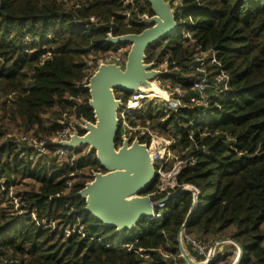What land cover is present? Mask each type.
<instances>
[{
  "label": "trees",
  "instance_id": "obj_1",
  "mask_svg": "<svg viewBox=\"0 0 264 264\" xmlns=\"http://www.w3.org/2000/svg\"><path fill=\"white\" fill-rule=\"evenodd\" d=\"M172 6L177 31L150 46L146 55L157 66L169 61L170 76L164 80L186 90L185 107L167 115L151 102L128 115L127 123L149 125L172 138V150L183 161L178 184L193 186L200 195L184 234L205 241L228 238L243 250L238 264H264V0H177ZM143 15H153L149 0H0V139L11 124L26 134L55 137L72 119L94 122L84 88L92 76L85 59L130 48L105 40L109 33H141L148 27ZM210 50L220 65L208 67L207 105L193 106L197 76H185L191 74L188 64ZM222 76L227 79L220 84ZM130 95L116 90L123 103ZM62 119L65 125L58 122ZM119 119L121 146L120 112ZM137 135L132 140L149 143V137ZM87 150L82 146L73 152L77 159L67 161L50 149L31 159L30 148L0 147L5 187H0V264H187L180 256L179 235L193 209L192 192L170 199L163 219L145 220L117 234L87 213L77 196L93 177L82 171H103ZM19 177L38 184L18 194L24 217L9 198ZM155 187L156 180L144 195ZM52 223L75 232H54ZM226 247L236 251L234 245ZM230 256L211 264L229 263Z\"/></svg>",
  "mask_w": 264,
  "mask_h": 264
},
{
  "label": "water",
  "instance_id": "obj_2",
  "mask_svg": "<svg viewBox=\"0 0 264 264\" xmlns=\"http://www.w3.org/2000/svg\"><path fill=\"white\" fill-rule=\"evenodd\" d=\"M149 3L153 15L142 16L147 28L139 34L114 36L109 33L105 40L111 46L130 45V48L125 64H100L84 86L90 96L89 107L93 110L94 122L81 119L69 140L57 143L71 150L84 146L88 148L87 155L95 154L104 173H96L77 196L85 201L87 213L103 226L115 229L117 234L133 231L145 220H154L156 207L144 192L158 176L157 165L149 154L148 144L141 143L138 138L133 141L126 138L121 146L118 145L122 101L116 97V90L131 94L154 91L157 89L154 81L163 74L155 68V62H147L146 53L150 46L177 31L176 10L170 0H149ZM198 199L194 200L187 220L193 217ZM180 236L181 233L182 257L188 264H195ZM242 253L241 249L240 257Z\"/></svg>",
  "mask_w": 264,
  "mask_h": 264
},
{
  "label": "built area",
  "instance_id": "obj_3",
  "mask_svg": "<svg viewBox=\"0 0 264 264\" xmlns=\"http://www.w3.org/2000/svg\"><path fill=\"white\" fill-rule=\"evenodd\" d=\"M170 1L172 3H173V1L177 2V0H170ZM125 2H126V4H128V3L134 4V0H125ZM180 13H181V11H180ZM141 20H142V17H141ZM142 21L144 22V20H142ZM128 51H129V48H121L117 52H109L105 57L102 58V60L100 61V64L109 63V62H116L118 64H125ZM219 65H220V63L217 60L216 52L213 50H210L208 52H204L201 54H196L193 57V60L188 64V71L191 72L190 75L192 76V74L193 75L195 74L197 76L196 79H192L191 92L194 93V96L191 97L190 102L192 103L193 106H195V105H205L206 106L207 105L208 97L206 96L205 92H206V89L210 86L209 85L210 72L208 71V67L219 66ZM159 66H162L163 68H165L167 70H164V72L162 71L163 72L162 76L157 78L154 81V84L158 87L160 92L163 93L164 97H156L153 94H151L150 92L149 93L148 92L132 93L125 103L122 102V105L120 106V109H119L120 116H121L122 129H124L125 127L130 129V127L127 123V119H126L128 115L138 114V113L142 112L144 110V107L146 104H149L151 102L154 103L155 100H160L161 105H159V104L158 105L160 106L161 110L167 115L171 114V113H176L185 107L184 99H185L186 94H187L186 90H184L181 86L174 85L173 82L168 80V79H167V81L164 80L165 77L170 76V73H169L170 63H169V61L166 60L162 64H160ZM155 67H158V66L155 64ZM224 78H226V77L225 76H222V78L219 77L218 81L220 84L223 82ZM165 82H168V85L174 90L168 91L166 89H163L162 87L165 86ZM226 86H227V84H225V88L227 90L228 88ZM161 89H163V90H161ZM224 94H222V96ZM217 96H218V94H217ZM205 116H206L205 113L202 114V117H205ZM202 117H200V118H202ZM62 121L65 122L64 119ZM78 124H79V121L76 122V124L72 123L70 125H66L65 129H63L61 132L57 133L58 134L57 138L52 140L51 143H48V144L47 143L45 144V142H39L38 143L36 140L29 138V137H24L22 139V142L28 143L31 145V147H29V148L33 152V154H35V156L36 155L44 156L48 153V150L50 149V150L54 151L59 156L68 155V157H69V156H72V153L75 150L62 148V147L58 146L57 143L61 142V141L69 140V138L73 134V128L78 129V127H77ZM62 125H65V124L62 123ZM124 139L125 138L123 137V140ZM148 149H149V154H150L154 164L157 165V173L159 174L160 164H165V163H168L169 161H171V158H170L172 155L171 150L167 147V148L163 149V151H161V152L154 153L153 149L150 147V145H149ZM180 162L183 163V161H181V160H180ZM181 169H182V167L177 169V171L175 173L169 174V176L174 175V186L173 187L167 188L164 191L161 190V188H158L155 190V192L153 194H162L164 192L165 193L168 192V194H170V193L172 194V193L178 192L176 194L179 195L180 193H182L184 191H191L193 196H194V200L197 197H199L200 196L199 191L196 188H194L193 186H180L178 184L179 183L178 182V175L181 172ZM0 181H2V180H0ZM0 187L5 190L4 184H0ZM176 188H180L181 190L177 191V190H175ZM169 190H175V191L169 192ZM193 190H195V191H193ZM160 191H163V192H160ZM10 197H11V199H14L13 196H10ZM167 199H169V198L167 197L166 200L163 202L158 201L157 204L156 203L154 204L152 202L156 206L154 216H153L154 220L163 219L164 211L167 209V207L169 205V201H167ZM15 204H16L15 209H17L18 212L21 213L22 211L19 209V204H18L17 200H15ZM193 206H194V204H193ZM32 217H35V216L32 215ZM190 220L186 219V222L182 226L183 230L180 232L181 233L180 239H181V242L183 243V246L184 245L189 246L191 248L192 252H194L196 255L201 256L203 258V261H201V262L194 261L195 264H211V263L215 262L220 256H225L228 254H234L235 251L233 249L227 248L226 245H234L236 250H238V249L240 250V247H238L233 241H219V242L210 246L209 242H206L205 240H197V239H193V238L185 235L184 229ZM46 223L47 222H44L43 224H46ZM52 225H53V223L51 224V226ZM53 230L56 232L60 231L62 233L65 231L67 233V235H70L71 233L75 232V230H60V229L56 228V226H55V228H53ZM239 257H240V252H239V254L237 252V256L235 257L233 262H230L228 264H236ZM4 264H12V260L5 261Z\"/></svg>",
  "mask_w": 264,
  "mask_h": 264
},
{
  "label": "rangeland",
  "instance_id": "obj_4",
  "mask_svg": "<svg viewBox=\"0 0 264 264\" xmlns=\"http://www.w3.org/2000/svg\"><path fill=\"white\" fill-rule=\"evenodd\" d=\"M102 57H103V55L101 56V55L97 54L94 57H90V58H86L85 59L86 60V64L89 67V74L90 75H93L95 73V71L97 70V68L100 65V61L102 60ZM155 68L157 70L161 71V72L162 71L164 72V70H167V69L163 68L162 66H158V67H155ZM170 72L171 71H169V73ZM161 76H159V77H161ZM185 76H191V75L185 74ZM156 88L158 89L157 86H156ZM162 88L163 89H166L168 91H173L174 90V89H172L168 85V82H165V86L162 87ZM163 89H161V90H163ZM3 100H4V94L0 91V103L3 102ZM155 104L161 105L160 100H155L154 101V105ZM49 117H51L50 114H47L45 116V118H49ZM58 122L61 123V124L62 123L63 124H66V122H63V121H58ZM72 123L73 124H76V122L73 119H72ZM69 124H71V122H69ZM124 129H122V130H123V135H124L123 137L125 139L126 138L127 139L130 138L132 140V136L133 135H136V133H138L139 136L149 137L150 141L147 144H148V147L150 145V147L153 149V152L154 153L161 152V151H163V149H165L167 147L171 150V153H172V155L170 157L171 158V161H169L168 163H165V164H160V172H159V174L157 176V179H156V187L155 188L156 189L161 188V190L164 191L167 188L173 187L174 186V175L169 176V174L170 173H175L177 171V169H179L180 167L183 166V163L180 162V159H179L180 158V154L178 152H176V151H173L172 148H171L172 145H173L172 138L170 136H168V135H160V134H158L157 132L151 130L149 128V125L147 127H142V126H137L136 128L130 127V129L127 128V127H125ZM57 136H58V134H56L55 137H53V136L52 137H49V136L46 137L43 134L36 135L34 132L29 133V134H26V132L19 126V124L18 125L11 124V125L8 126V133H7V135L5 137H3L2 139H0V147H2L3 145H5L6 143H16L19 146V149L24 148V147L29 148V147H31L30 144L23 143L22 142V139L24 137L32 138V139L36 140L38 143L39 142H45V144L46 143L48 144L49 141H52V140L56 139ZM86 152H88V150ZM52 154L55 155V156H57L58 158L66 159L67 161L70 160V159H68L69 158L68 155H66V156H62L61 155V156H59L54 151H53ZM72 156L74 157L72 160L77 159V156H74L73 153H72ZM40 157H41L40 155H36L35 156V154H33L32 157H31V159H34V158L37 159V158H40ZM82 172H84V174L87 175V176H89L90 174L93 176L89 181L87 180V183H89V182H91L93 180L94 175L96 173H98V172L104 173L103 171H98V170H95V172H93L92 170H84ZM77 174L78 173H76V175ZM79 174H80V172H79ZM19 178L20 179H18L16 181L18 185L17 186H12L10 188V190H9V198H10V200H12V204L14 206H16L15 200H17V202L19 204L20 198L18 197V194H23V193H25L27 191H30V190H32L34 188H37V186H38V184H36L32 180L24 179L22 177H19ZM3 182L4 181H0V184H3ZM163 191H160V192H163ZM193 191H195V190H193ZM176 193H178V192H175V193H172V194L170 193V194L166 195L164 198H167L168 197L169 199H167V201H169L173 197L177 196ZM157 195H159V194H151V195H148V196L152 200V198H154ZM10 196H13L14 199H11ZM153 200H152V202L154 204L155 203L156 204L158 203V202H155ZM18 216L19 217H24L25 216L24 215V212L18 213ZM32 218L34 219L35 217H32ZM55 225L56 224L53 223V225L51 226L52 227V231H54L53 228H55ZM58 229H60V228H58ZM63 234H65L67 236V233L65 231L63 232ZM219 241H232V240H230L228 238H226V239H217V240H215L213 238H209V239L206 240V242H209L210 246L213 245V244H215V243H217V242H219ZM184 248H185L186 252L189 254V256L192 258V260L198 262L196 260V257L192 254L193 252H192L191 248L189 246H185V245H184ZM237 252L239 254V252H241V249L240 250L239 249L236 250L234 252V256H230V258L228 259V260H230V262H233V260L237 256ZM180 256H182V255H180ZM177 258H179V257H177ZM225 264H228V262H226Z\"/></svg>",
  "mask_w": 264,
  "mask_h": 264
},
{
  "label": "bare ground",
  "instance_id": "obj_5",
  "mask_svg": "<svg viewBox=\"0 0 264 264\" xmlns=\"http://www.w3.org/2000/svg\"><path fill=\"white\" fill-rule=\"evenodd\" d=\"M150 93L153 94L156 97H164L163 93L162 92L160 93V90L159 89L158 90L155 89L154 91L152 90Z\"/></svg>",
  "mask_w": 264,
  "mask_h": 264
}]
</instances>
